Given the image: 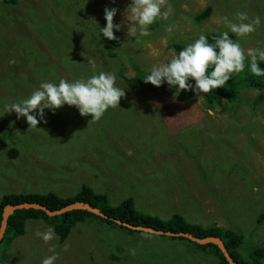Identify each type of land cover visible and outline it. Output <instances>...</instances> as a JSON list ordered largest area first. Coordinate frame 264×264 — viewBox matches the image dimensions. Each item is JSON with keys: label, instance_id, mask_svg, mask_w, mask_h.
Segmentation results:
<instances>
[{"label": "rangeland", "instance_id": "rangeland-1", "mask_svg": "<svg viewBox=\"0 0 264 264\" xmlns=\"http://www.w3.org/2000/svg\"><path fill=\"white\" fill-rule=\"evenodd\" d=\"M15 2L0 0V199L10 192L68 197L87 184L107 193L112 204L132 197L144 213L168 219L179 212L204 226L232 229L244 236L243 257L264 246V220L257 221L264 211V130L256 128L264 125V99L253 101L261 91L245 86L238 101L221 111L203 95L185 99L149 83L138 93L124 77L145 76L153 65L167 63L175 55L173 41L188 45L195 35L223 32V18L235 19L238 4L250 18H261L256 31L240 40L242 48L246 54L264 48V0H167L162 11L170 7L169 17L150 25L151 34L139 40L128 35L138 28L127 18L131 0ZM106 7L117 9L113 22L121 25L114 40L98 36V26L107 23ZM209 7V18L194 17ZM6 23L14 32V25L28 27L19 38ZM88 59L97 72L114 73L125 92L99 121L68 105L55 113L46 109L34 128L25 117L5 113V105L26 98L41 82L91 76ZM11 146L20 148L16 159L8 155ZM96 222L78 223L64 242L56 235L45 243L36 233L51 225L29 220V234L1 246L0 261L41 264L54 247L55 264H112L108 258L117 264H219L210 248Z\"/></svg>", "mask_w": 264, "mask_h": 264}, {"label": "clouds", "instance_id": "clouds-1", "mask_svg": "<svg viewBox=\"0 0 264 264\" xmlns=\"http://www.w3.org/2000/svg\"><path fill=\"white\" fill-rule=\"evenodd\" d=\"M166 3L167 0H131L127 9V18L138 28L129 30L128 35L137 40L140 37L149 36L151 34L148 30L149 26L158 19L166 20L171 14L170 7L162 11ZM104 14L107 23L104 27L98 26V36L101 38L102 33L103 37L109 40L117 39L114 29L119 31L121 28L120 24L113 22L117 9L106 7ZM223 23L227 31L220 33L218 37H212L213 42H209L206 34H199L198 38L181 49L178 54L167 59V63L164 61L153 65L147 71L143 81L156 87L167 83L174 91L178 90L180 93L182 90H190L200 97L213 89L223 87L234 73H242L246 67L254 77H264V68L261 67V63H264V48L250 49L246 54L240 43L241 39L256 31L261 18L259 16L250 18L246 12H237L234 20L224 17ZM229 32L235 34L238 39L235 41L231 39ZM87 63L91 67V76L71 82L65 79H59L58 82H41L39 87L26 98L5 105V113L15 112L17 119L25 117L30 127L34 128L44 120L46 109L55 113L57 109L68 105L75 106L81 116L91 115L92 121H99L109 108L119 106L125 92L124 88L116 86L117 78L114 73L97 72L95 61L92 59H88ZM125 223L122 221L119 224L125 225ZM36 235L45 243L57 238L51 226L44 232H37ZM50 251L54 254L43 258L41 264H55L59 253L54 247L50 248ZM63 251H68L67 245L64 246ZM129 251L131 255H135V249Z\"/></svg>", "mask_w": 264, "mask_h": 264}, {"label": "trees", "instance_id": "trees-1", "mask_svg": "<svg viewBox=\"0 0 264 264\" xmlns=\"http://www.w3.org/2000/svg\"><path fill=\"white\" fill-rule=\"evenodd\" d=\"M15 1L17 2L18 0H12V2ZM242 9L243 7L240 4H238L233 12L236 14L237 12H241ZM212 12H213V8L209 7L203 12L196 13L194 17L198 21H203L209 18L212 15ZM14 27L18 28L19 30L14 32L12 31V26L10 23L5 24V29L14 33V35L15 33L18 32L17 36L21 38L23 32L25 33L26 31L25 27L28 26L14 25ZM39 30L42 31L41 27H39ZM222 30L223 32L227 31L225 27H223ZM47 34L51 38V33L49 31H47ZM206 35L209 37V42L211 43L213 42L212 37L214 36L218 37L220 35V32H208L206 33ZM198 36L199 35H195L193 37V40L198 38ZM229 36L234 41L236 40L235 34L229 32ZM243 40L241 42H243ZM2 41L5 40L2 39ZM186 46H187L186 43L176 42V41H173L172 44V47L175 50V54H178V52ZM13 65L15 64L13 63ZM261 67L264 68V63H261ZM124 77L128 87L134 89L138 93L140 92L137 91V88L143 87L146 84L143 81L144 75L142 73L141 74L137 73L136 75L133 76L124 75ZM192 83H194V81H192ZM151 86L153 88H156V86L152 84ZM245 86H248L253 89H259L261 91V93H259V95L253 100L254 105L260 103L264 99V77L262 78L254 77L247 69V67L244 72L239 74L236 73L233 74L232 78H230L229 81L223 87H218L217 89H213L210 93L202 94V95L204 96L206 102L211 107V109L225 111L230 105L238 101L241 95V89ZM161 87L164 89H169L171 91H174V89L168 86L167 83L163 84ZM174 93L180 97L181 96L184 97L185 99L191 98L192 94H194V92L190 90L188 91L182 90L180 93L177 90ZM73 108H75V106H73ZM108 110H110V108ZM188 128H190V126H184L183 129L186 130ZM198 128H200V126ZM198 128H196V131L198 130ZM256 128L258 129L261 128L260 130L263 131L264 125L259 124ZM178 130H181L180 126ZM214 132H220V130H215ZM187 136L189 137L191 135L187 134ZM203 150H205L204 146L202 151ZM7 152L8 155L11 157V159H16L20 154V148L17 146H11L10 148H8ZM79 200L89 202L93 206L98 207L99 209H101L102 212L108 215V217L107 218L102 217L92 213L91 211L83 210V209H75L56 216H49L42 209H27V208L19 209L9 217L7 232L5 234L4 239L0 243V247L8 246L11 243V241L12 242L14 241L16 237L29 234L30 231L27 225H28V221L32 219L33 220L43 219L46 221V223H49L54 228L56 235L59 236L61 240L60 242H64L67 239V237L73 232V230L77 228L78 223L91 222L92 219L96 220L97 221L96 223L99 225L109 224L111 226L124 229L129 233H133V234L145 233L142 230L132 229L128 226L119 224L118 222L115 221L117 219H120L123 222L133 225H142V226L152 227L165 231H169V230L175 232L184 231V232L192 233L198 237L219 236L224 240L225 244L229 249L230 254L232 255V257L234 258L237 264L264 263V246L254 247L251 253L243 257V255L239 251V248L242 246V243L244 242V236H241L232 229H227L224 226L222 227L215 225L204 226L202 224L196 223L197 221H189L182 213L179 212H175L168 219L162 218L155 214L144 213L137 208L136 202L132 197H127L126 199H123L122 201H120V203H118V205L112 204L110 197L107 193L96 192L91 186L87 184L83 185L76 194L68 197H63L53 191L47 193H40V192L5 193L0 199V226L3 219L4 208L8 204L16 205L23 202H39L45 204L51 209H59L72 202ZM263 220H264V211L257 218L258 223H262ZM146 234L152 237L158 236V237H167L174 240L177 239L186 240L195 244L198 250H207L208 248H210L212 254L218 258L219 264H230L227 258L225 257L223 251L220 249V247L217 244L214 243L199 244L187 237H175V236L159 235L152 233H146ZM11 250L13 251V248H11ZM34 253H37L36 249ZM16 259L19 262L18 256L16 257ZM108 260L112 264H117L116 262H112L110 258H108ZM0 264H5V262L0 261ZM19 264H23V261L21 260Z\"/></svg>", "mask_w": 264, "mask_h": 264}, {"label": "water", "instance_id": "water-1", "mask_svg": "<svg viewBox=\"0 0 264 264\" xmlns=\"http://www.w3.org/2000/svg\"><path fill=\"white\" fill-rule=\"evenodd\" d=\"M23 208H27V209H40L42 208L49 216L52 215H60L63 213H66L68 211H72L75 209H83V210H88L91 211L94 214L103 216V217H108V215H106L104 212L101 211V209H99L98 207L93 206L91 203L86 202V201H75L72 202L62 208L59 209H51L48 206H46L45 204L39 203V202H23L20 204H8L5 206L4 208V212H3V218L4 220L2 221V226L0 229V240L3 237L5 230H6V226H7V221L10 217L11 214H14L15 211L19 210V209H23ZM116 222L118 223H122L121 220H116ZM125 225H127L130 228L136 229V230H145V231H149L152 233H157V234H165V235H170V236H175V237H187L199 244H207V243H214L217 244L220 249L223 251L225 257L227 258V260L229 261L230 264H237L236 261L234 260V258L232 257V255L230 254L227 245L225 244L224 240L219 237V236H207V237H198L192 233L189 232H175V231H165V230H161V229H156V228H152V227H145V226H135L132 224H128L125 223Z\"/></svg>", "mask_w": 264, "mask_h": 264}, {"label": "bare ground", "instance_id": "bare-ground-1", "mask_svg": "<svg viewBox=\"0 0 264 264\" xmlns=\"http://www.w3.org/2000/svg\"><path fill=\"white\" fill-rule=\"evenodd\" d=\"M40 209H42V208H40ZM43 210V209H42ZM12 215V214H11ZM10 215V216H11ZM52 216H56V215H52ZM4 220V218L2 219V221ZM8 223H9V219H8V221H7V226H8ZM1 226H2V222H1ZM1 226H0V229H1ZM7 226H6V230H5V233H4V235H3V237L1 238V240H0V243L2 242V240L4 239V237H5V234H6V232H7ZM138 226V225H137ZM229 250V249H228Z\"/></svg>", "mask_w": 264, "mask_h": 264}]
</instances>
